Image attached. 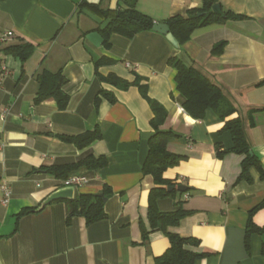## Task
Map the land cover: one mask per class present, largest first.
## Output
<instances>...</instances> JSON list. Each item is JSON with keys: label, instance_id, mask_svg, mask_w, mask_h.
<instances>
[{"label": "crops", "instance_id": "crops-1", "mask_svg": "<svg viewBox=\"0 0 264 264\" xmlns=\"http://www.w3.org/2000/svg\"><path fill=\"white\" fill-rule=\"evenodd\" d=\"M82 2L112 11L119 7V0H0V35L13 33L0 40V264H156L171 245L167 232L200 241L187 245L206 253L197 264H264V235L252 234L246 247L249 211L264 199V181L256 168L250 169L251 182L238 180L243 155L228 151L218 156V144L233 147L231 132L222 130L225 122L214 109L202 118L185 109L177 71L168 63L180 58L221 88L236 108L227 119L242 120L252 152L264 165V0H219L225 14L242 18L202 26L180 48L154 30L132 38L113 34L109 46L104 40L96 46L87 35L100 33L108 20ZM203 2L138 0L136 7L162 23L187 16ZM223 41L222 53H212ZM22 43L34 46L26 62L7 51ZM43 70H61L65 76L66 109L60 110L54 99L35 102ZM144 91L168 111L161 129L177 135L168 151L183 157L164 173L175 192L154 206L171 212L182 204L190 214L167 232L153 229L149 218L156 184L142 168L154 112ZM96 128L102 138L84 148L59 137ZM89 155L105 156L108 163L77 168L69 176L88 178L75 187V196L103 194L109 187L106 217L88 224L76 215L68 222L62 201L37 210L65 187V178L46 168ZM3 185L10 191L7 201ZM179 185L188 188L180 191ZM28 207L35 210L18 218ZM253 221L264 228V209Z\"/></svg>", "mask_w": 264, "mask_h": 264}, {"label": "trees", "instance_id": "trees-1", "mask_svg": "<svg viewBox=\"0 0 264 264\" xmlns=\"http://www.w3.org/2000/svg\"><path fill=\"white\" fill-rule=\"evenodd\" d=\"M138 0H119L117 10H105L100 5H90L82 2L80 6L87 5L93 11L108 23L104 28L99 29L104 38L103 44L109 46V39L113 34H121L125 37L132 38L137 33L145 30H153L154 20L149 15L139 11L136 7ZM122 3L126 6L123 7ZM219 4V0H204L202 6L189 11L187 16L175 15L168 18L165 23L168 24L170 31L182 45L187 42L193 32L202 27L215 22H223L229 18H242L240 15H234L227 12L226 17L216 14L213 6ZM202 13L200 16H195ZM226 42L216 44L212 53L220 54L224 50ZM11 54L19 57L26 62L34 52V46L30 43H22L12 45L7 48ZM168 63L177 71L175 80L178 90L185 96V109L194 117L202 118L208 108L214 109L225 122L223 131H230L233 137L234 145L228 150L217 146L218 156L222 157L228 151H233L243 155L242 172L238 180L252 181L250 169L256 168L260 174L261 180L264 181V165L262 160L252 152L251 145L247 139L242 120L238 118L227 119L236 112L234 105L228 100L221 88L213 83L206 75L193 66L185 64L180 58L172 57ZM38 79L40 87L35 97V102L40 103L44 100L54 99L60 110L66 109L70 96L63 90L66 78L62 71L50 72L43 70ZM145 92V91H144ZM145 97L149 100L154 117L151 125L154 128L153 134L149 138V152L143 164V172L153 176L156 187L150 193V212L149 218L153 229H162L167 232L169 226H175L190 211L185 210L182 204L171 212H160L156 209L155 201L158 198L172 195L175 189L168 190L169 186H173L170 180L164 177V173L168 168L178 165L183 157L168 151V143L177 135L172 131H165L161 126L166 121L168 111L166 108L155 100L150 99L147 93ZM60 139L66 142L74 143L79 148H84L92 144L94 141L102 138L101 131L96 128L83 134L60 135ZM108 160L105 156L89 155L79 162L67 164L63 166L46 168L49 173L56 177L67 178L69 173L77 168L85 167L87 169H99L106 166ZM112 192L109 187H105L103 191L104 197ZM104 197L99 194H79L72 200H58L66 203L67 221L69 222L73 216H84L88 224L100 221L106 217ZM264 209V199L249 211V219L246 227V247L249 249V240L254 233L264 235V228L257 226L253 221L254 214ZM34 208H24L19 214L21 216L33 212ZM168 233L170 239V247L161 256L156 257V264H197V261L206 255V253H198L187 248V245H198L200 241L192 237H181L175 233ZM148 232H144L147 236ZM262 253H264V241L262 244Z\"/></svg>", "mask_w": 264, "mask_h": 264}, {"label": "water", "instance_id": "water-1", "mask_svg": "<svg viewBox=\"0 0 264 264\" xmlns=\"http://www.w3.org/2000/svg\"><path fill=\"white\" fill-rule=\"evenodd\" d=\"M213 11L218 14L221 15L223 17H226L225 12L222 10V6L220 4H216L213 6ZM202 13H198L197 15H193V17L195 16H200ZM153 30L156 32H159L163 35L166 36V38L176 47V48H180L181 44L179 43V41L177 40V38L174 36V34L170 31V28L168 26L167 23L162 22V23H158L155 22L153 25ZM87 38L96 46H100L103 42V37L102 35L97 32V31H93L90 32L87 35ZM174 187L173 186H169L168 190H172ZM188 187L186 185H179L177 186V189L180 191H185ZM100 196L104 197L103 194H99ZM75 198V187L70 186V187H62L60 189H57L56 191H54L53 193H51L48 197H46L41 205L38 207L37 210H41L44 207H46L47 205L51 204L54 201H58V200H72ZM107 198L104 197V201H106Z\"/></svg>", "mask_w": 264, "mask_h": 264}, {"label": "built area", "instance_id": "built-area-1", "mask_svg": "<svg viewBox=\"0 0 264 264\" xmlns=\"http://www.w3.org/2000/svg\"><path fill=\"white\" fill-rule=\"evenodd\" d=\"M12 35H13L12 32H5L2 35H0V40L4 41V40L10 38ZM87 181H88V178L86 175H84V174H73V175L65 178L64 186L65 187H70V186L77 187V186H81V185L85 184ZM2 188L5 191L4 201H7L9 196H10V191L8 190V188L5 185H3Z\"/></svg>", "mask_w": 264, "mask_h": 264}]
</instances>
